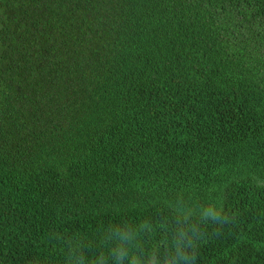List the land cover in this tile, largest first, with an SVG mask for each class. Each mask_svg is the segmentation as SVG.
<instances>
[{"label": "trees", "instance_id": "16d2710c", "mask_svg": "<svg viewBox=\"0 0 264 264\" xmlns=\"http://www.w3.org/2000/svg\"><path fill=\"white\" fill-rule=\"evenodd\" d=\"M0 264H264V0H0Z\"/></svg>", "mask_w": 264, "mask_h": 264}]
</instances>
